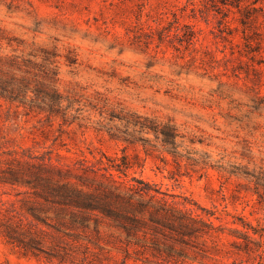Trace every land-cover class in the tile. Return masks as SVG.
<instances>
[{"label": "rangeland", "instance_id": "rangeland-1", "mask_svg": "<svg viewBox=\"0 0 264 264\" xmlns=\"http://www.w3.org/2000/svg\"><path fill=\"white\" fill-rule=\"evenodd\" d=\"M0 80L61 97H0V264H264V0H0ZM137 115L172 124L178 154L127 147L156 144ZM118 175L214 236L154 248L99 209L67 233L29 211L56 223L46 192L70 182L118 216Z\"/></svg>", "mask_w": 264, "mask_h": 264}, {"label": "trees", "instance_id": "trees-1", "mask_svg": "<svg viewBox=\"0 0 264 264\" xmlns=\"http://www.w3.org/2000/svg\"><path fill=\"white\" fill-rule=\"evenodd\" d=\"M27 90V84L22 83L15 87L11 80L0 83V97L2 98L18 101L22 105L27 104L30 108L37 107L42 110H45L44 104L48 105L50 113L60 112L61 97L55 91L44 92L42 101L36 102L29 99ZM37 91V93H42L40 92L42 90ZM45 99H49V102L46 103ZM62 117L65 118V113L62 114ZM133 125L138 127L136 130L138 134L152 133L156 144H153L151 139L147 137L135 136L132 132H125L121 139L127 144V147H136L138 143H141L146 154L150 155V147L160 145L166 152L172 155L178 154L177 137L179 135L172 124H162L154 119L137 115ZM118 160H120L118 171L125 175L135 165L126 154L118 157ZM7 181L15 183L17 179L12 178ZM46 193L55 205L53 209L56 223L51 224L42 220L38 216L36 208H30L29 211L38 221L53 227L58 232L67 233V230L80 228V225L83 224V216L77 210L99 209L109 216L118 217V228L126 234L127 238L135 240L136 243L142 242L143 245L151 244L154 248H160L161 241L164 243L163 247L174 249L175 244L185 243L186 238H200L204 235L214 236L213 229L215 227L212 221L199 220L175 208L168 200L160 198L153 192L149 183L134 176L127 179L118 175V216L109 211L110 206L108 204L100 202L95 195L77 184L57 183L52 192ZM199 222L205 225L207 229L200 228ZM30 241L35 242L33 238H30Z\"/></svg>", "mask_w": 264, "mask_h": 264}]
</instances>
